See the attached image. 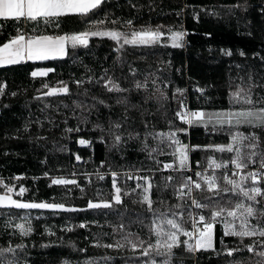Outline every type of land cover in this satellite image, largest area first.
Listing matches in <instances>:
<instances>
[{
    "label": "trees",
    "instance_id": "trees-1",
    "mask_svg": "<svg viewBox=\"0 0 264 264\" xmlns=\"http://www.w3.org/2000/svg\"><path fill=\"white\" fill-rule=\"evenodd\" d=\"M261 8H264V0H103L99 10L88 14L92 19L105 21L98 26L88 24L77 14L59 18L40 17L35 21L25 18L19 22L0 20V44L16 35L17 28L28 35L38 36L94 30L96 27L130 32L140 30L142 26L152 29L160 26L166 34L154 46L125 45L119 52L116 51V42L108 37H90L87 48L69 47L68 55L63 58L0 67V83L6 84L4 94L0 95V179L16 189L22 186L25 189L24 201L62 203L69 209L0 206V247H7L9 243L13 247L20 243L25 245L23 250H16L15 257L8 256L16 259L18 264H25V261L27 264H61L62 260L85 264L89 259L92 264L138 263L139 258L129 251L131 246L122 237L133 233L130 237L133 241L137 235L143 240L154 241L155 237L150 232V214L146 212V205L133 203V200H138L135 194L123 196V206H118L123 216L109 210L88 209L89 200L97 202L110 199L112 195L111 176L100 179L98 173L140 169L153 177L152 199L156 201L162 196L172 204L176 199L171 195V188L163 192L157 189V185L162 187V177L169 175V170L155 172L154 175L145 170L163 169V163H173L175 145L169 147L172 142L167 137L161 143L158 138L148 136L149 148L159 144L163 149V153L158 151L149 157L147 151H141L145 133H167L175 131L176 127L187 128V132H176L180 142L202 146L191 152L192 164L196 161L207 164L209 158H231L232 153L203 147L229 143L228 132L213 131L211 124L205 128L199 123L188 125L180 120L175 116L179 108L173 94L177 88L187 90L191 111L225 110L230 108L231 90L239 82L236 78L243 75L249 79L251 75L257 84L253 98L256 93L264 95V88L259 87L264 84L261 71L264 68L261 59L264 57V16ZM129 19L133 21L132 26L125 23ZM113 20L115 24L111 23ZM57 21L59 28L56 27ZM169 30L185 32L182 47L171 45L167 37ZM221 49H231L232 55H225ZM241 50L245 56L239 54ZM129 67L136 70L135 76L129 72ZM48 68L53 71L44 77L31 75L37 69ZM104 69H108L107 74L119 81L122 88L131 91L107 92L102 83H97V79L104 75ZM88 77H92L91 83ZM145 77L148 78V88L135 90L134 80L143 82ZM153 79H157L158 87H163L161 81L168 82L164 89L168 94L167 100L145 99L152 96ZM76 80H84V83L77 86ZM64 84L68 86L69 93L43 95L50 88ZM199 88L202 93H198ZM13 92L15 96L11 95ZM93 97L104 99L111 108L99 105ZM122 97L128 98L127 105L116 103ZM77 104L82 107H77ZM94 104L96 108H91ZM86 109H91L90 114ZM109 117L122 124L114 131L123 133L125 139L129 132L139 133V139L122 144L117 151L111 147L112 137L105 131L106 141L101 142L98 138L101 133L94 130L93 125L101 123L107 129ZM169 120L172 125H169ZM25 124H29L27 130ZM77 127L79 131H65ZM227 127L224 126L225 129ZM236 130L246 134L252 129L241 125ZM260 135V147L264 150V133ZM81 138L91 141V145H79ZM76 155L81 157L80 161L76 160ZM157 160L160 165L156 164ZM101 161H104L103 165ZM74 174H78L75 184L52 183L55 178L68 179ZM135 185L132 182L123 184L118 178V186L122 189L135 188ZM3 191L0 186V193ZM199 195H207V192ZM222 195L227 197L231 194ZM236 199L233 197V203ZM153 207L163 210L165 205L154 203ZM9 220L10 224L5 227V221ZM181 222H186L188 228L191 226L187 214ZM81 223L85 227H80ZM121 223L123 229L118 227ZM15 224L30 226L33 230L28 236H21ZM261 224L264 225V220ZM113 226H117L115 231ZM222 235L223 223L217 221L214 225L217 249H220ZM97 240L99 246L95 243ZM224 240L228 246H236L237 238L229 236ZM245 242H250L249 238H245ZM117 243L121 246L105 247ZM174 252L172 264H226L229 259L226 254L217 256L212 250L192 254L181 247ZM248 255L244 252L240 258L246 259Z\"/></svg>",
    "mask_w": 264,
    "mask_h": 264
},
{
    "label": "snow or ice",
    "instance_id": "snow-or-ice-1",
    "mask_svg": "<svg viewBox=\"0 0 264 264\" xmlns=\"http://www.w3.org/2000/svg\"><path fill=\"white\" fill-rule=\"evenodd\" d=\"M102 4L103 0H0V18L19 22L21 18L35 21L37 17L59 18L69 14H77L83 17L88 24L98 26L103 25L105 21L92 19L88 14L92 10H99ZM233 7L242 6L234 5ZM177 14L179 15V13ZM261 15L264 16V8H261ZM105 17H107V13H105ZM45 22L48 23L50 21L45 20ZM111 23L115 24L116 21L113 20ZM125 23L132 26L133 21L129 19ZM249 23L251 22L249 21ZM59 26L57 21L56 27L59 28ZM16 32V35L11 36L0 44V66L16 64L22 60L35 61L46 60L50 57H63L68 55L69 47L71 49L78 47L87 48L90 37H108L116 42L118 46L116 51L119 52L125 45L133 47L154 46L160 42L161 37L166 35L160 30V26H157L155 30L142 26L140 30L133 29L130 32L96 27L94 30L88 29L80 32L38 36L28 35L20 28H17ZM251 34L249 33V35ZM207 35L211 34L208 33ZM184 36L185 32L183 31L169 30L167 33L168 40L173 47H182ZM221 51L225 55H232L231 49H221ZM239 54L245 56L242 50ZM254 55L259 54L254 53ZM261 59L264 61V57H261ZM51 71H53L51 68L37 69L31 75L35 77L38 73L43 75ZM103 72L104 75L97 79V83H102L107 92L131 91V89L122 88L119 81L109 76L107 74L108 69H104ZM129 72L133 76L136 74V70L131 67H129ZM87 79L89 83L92 82V77ZM75 83L79 86L84 83V80H76ZM161 83L163 87H158L157 79L151 81L152 96L157 100H167L168 96L164 89L168 87V82L165 80L161 81ZM133 86L137 91L146 90L149 86L148 78L145 77L143 82L134 80ZM44 87L48 86L44 85ZM256 87V82L249 75L248 87H238L235 92L230 94V103H242L247 105L246 107L229 108L207 114L203 111H184L185 105L183 100H180L181 109L175 112V116L179 117L180 120L189 125L203 123L205 128L211 123L213 131H227L230 136V142L227 144L203 146L222 153H232L229 160H221L220 162L209 158V167L214 169L211 175L208 174V169L199 170V161H196V169L193 168L190 162L189 152L200 149L202 146L181 144L176 136V132H187V128L176 127L175 131L170 130L167 133H145V139L141 141V151H147L149 157H152V153L158 151L163 153V149L160 148L159 144L156 147L149 148L147 144L148 136H152L153 139L158 138L161 143H164V138L167 137V140L172 142L168 145L169 147L173 144L177 145L172 153L175 157L173 163H163V169L157 167L156 169L145 170L152 172L154 175L155 172L162 173L165 169H171L178 174L177 176L169 174L166 177H162L164 181L162 187L157 185V189L160 192L171 188V195L176 199L175 203L169 204L162 196H159L156 201L152 199L153 177L148 175L139 176L126 172L124 174L125 181L135 180L136 185L135 188L122 189L118 186L119 174L116 171H111V198L97 202L88 201V209L109 210L120 216L124 215L120 211V207H118L123 206V196L135 194L138 200H133V203L139 202L142 205H146V212L151 217L150 232L155 237L154 241L146 242L140 239L138 235L137 240L133 241L130 238L134 235L133 233H128L127 236L122 237L133 250L141 249L140 256L147 257L140 264H172V257L176 255L174 249L181 247L192 254L207 250H212L217 256L226 254L229 258L226 264H264V225L261 224V220H264V187L261 186L264 185V150H261L260 147L262 143L260 134L264 133V95L256 93L255 98H253V89ZM259 87L264 88V84L259 85ZM5 88L6 84L0 83V95L4 94ZM69 91L68 86L64 84L59 88H50L43 95L67 94ZM175 91L182 93L184 90L177 88ZM11 95L15 96L16 93L13 92ZM150 98L147 97L145 99ZM173 98H176L175 94H173ZM93 99L99 105L111 108V105L107 104L104 99L97 97H93ZM73 103L76 102L74 101ZM116 103L127 105L129 101L127 97H122L117 99ZM77 107L82 106L77 104ZM132 107H135V105H132ZM91 108H96V105H92ZM86 111H89L90 114L91 109H86ZM126 112L127 108H125ZM124 119H127L126 115ZM85 122H87V118H85ZM108 123L109 127L107 129L101 123L94 124L93 129H98L101 133L98 137L101 142L106 141L104 133L107 131L112 137L111 147L117 151L120 150L122 144L126 145L128 141L139 139L140 137L139 133L129 132L125 139L123 133L114 131V129H120L122 126L119 120H112L109 117ZM168 123L172 125L173 122L169 120ZM217 125L220 127L217 128ZM225 125L228 126L226 129L224 128ZM241 125L248 126L252 130L246 134L238 130L234 131V129H239ZM24 127L27 130L29 124H25ZM79 130V127L76 129H65L66 132ZM38 139H43V137H38ZM244 141H248V143L245 144ZM78 143L80 145H91V141L83 138L79 139ZM75 158L78 161L81 159L79 155H76ZM160 163V161H156L157 165H160ZM174 163L177 166H174ZM101 164L103 165L104 161H101ZM229 164L231 168L228 167ZM215 169H221L222 172L218 175ZM139 171L141 170L136 169V172ZM98 176L100 179H104L103 174L98 173ZM69 182L75 183V181L63 179L52 180L53 184ZM0 186L5 190L3 194H0V206H14L17 209H65V205L62 203H36L14 199L11 195L14 190L11 185L4 183L0 179ZM137 189L140 191L137 192ZM24 191L25 189L21 186L20 193L22 194ZM205 192H207V195H198ZM222 194L231 195L224 197ZM213 197H217V199H213ZM233 197H237L234 203ZM221 200L224 202L221 203ZM154 203L165 205V207L163 210L159 207L154 208ZM185 214H187L191 222L190 229L185 226L186 222H181ZM217 221L223 223L220 249H217L214 245L213 229ZM9 224L10 220L5 221V227H8ZM14 227L19 230L21 236H28L33 230L30 226L25 227L23 224H15ZM80 227H85V224L81 223ZM116 227L113 226V231L116 230ZM118 227L123 229V223L118 225ZM182 236L185 238L181 239ZM229 236L237 238L236 246L230 247L225 243L224 237ZM245 238H249L250 242H245ZM95 243L99 246L98 240ZM120 246L119 243L105 245L108 248ZM24 248L25 245L23 243L16 244L15 247L11 243L7 247H0V264H18V261L11 257L16 256L17 249L23 250ZM80 251L83 252L84 249H80ZM244 252L249 254L246 259L240 258ZM8 254H11V257ZM157 257L161 259H157ZM25 264H27V261H25ZM61 264H71V262L62 260ZM85 264H92V261L89 259L85 261Z\"/></svg>",
    "mask_w": 264,
    "mask_h": 264
},
{
    "label": "rangeland",
    "instance_id": "rangeland-1",
    "mask_svg": "<svg viewBox=\"0 0 264 264\" xmlns=\"http://www.w3.org/2000/svg\"><path fill=\"white\" fill-rule=\"evenodd\" d=\"M153 30H155V29H153ZM262 76L264 77V68H262ZM239 78H236L239 82L237 83V85H235V87H234V89L232 88V90H231V93H233V92H235L236 90H237V88L238 87H241V88H247L248 87V84H249V79H246L243 75H241V76H238ZM252 80H253V78H252ZM254 81V80H253ZM202 89H200L199 88V92L198 93H202L203 91H201ZM167 93V92H166ZM230 93V94H231ZM56 94H58V93H56ZM167 96H168V94H167ZM175 102H176V105L178 106V108H179V110L181 109V105H180V100L182 99L183 100V103H184V105H185V108L183 109L184 111H187V112H191V110L189 109V106H188V91L187 90H184L182 93H180V92H176L175 93ZM151 98L152 99H154V100H156V101H158L155 97H153V96H151ZM230 108H238V107H242L243 105L242 104H240V105H237V103H231L230 105ZM247 106V105H246ZM246 106H243V107H246ZM225 110H227V109H225ZM216 111H221V110H209V111H203L204 113H212V112H216ZM199 124H201V125H203V127H204V124L203 123H199ZM209 124H211V123H209ZM189 125V124H188ZM212 125V124H211ZM181 144H184V143H182L181 142ZM80 145V144H79ZM81 146H88V145H81ZM175 147H177V145H175ZM219 152V151H218ZM190 154H191V151L189 152V158H190V162H191V156H190ZM212 159H216L218 162H220L221 160L220 159H217V158H212ZM80 161V160H79ZM209 162V161H208ZM177 166V165H176ZM168 170H170V169H168ZM130 171H132V170H125V171H119V172H122V173H125V172H130ZM142 171H139V173L142 175V176H144V175H148L149 176V173H144V172H142ZM220 174V173H219ZM218 174V175H219ZM175 175H176V173H175ZM174 175V176H175ZM77 177H78V174H74V176L73 177H70V178H68V179H65V178H55V179H63V180H66V181H75V183L77 182ZM119 181L121 182V183H123V184H125V182L126 183H128V182H132V183H134V184H136V181L135 182H133V181H129V180H127V181H125V179H124V176L123 175H119ZM75 183H64L65 185L66 184H75ZM13 192H12V197L14 198V199H18V200H21V201H24L23 200V195H24V192L21 194L20 193V189H16L14 186H13ZM5 191H3V193H4ZM3 193H0V194H3ZM122 200H123V197H122ZM24 202H27V201H24ZM142 205V204H141ZM1 207H13V206H1ZM53 210V209H52ZM56 210H69L68 208H65V209H56ZM213 232H214V229H213ZM141 239V238H140ZM137 240V238H135L134 239V241H136ZM144 241H146V242H151V241H149V240H144ZM145 246H146V244H145ZM129 251H131V252H134V255L137 257V258H139V262L138 263H135L136 261H133L132 262V264H140V262L141 261H143V260H146L147 259V257H143V256H140L139 255V253H140V251H141V249H139V248H137V249H135V250H133L132 248H130V250ZM209 251V250H208ZM157 259H161V258H159V257H157Z\"/></svg>",
    "mask_w": 264,
    "mask_h": 264
},
{
    "label": "built area",
    "instance_id": "built-area-1",
    "mask_svg": "<svg viewBox=\"0 0 264 264\" xmlns=\"http://www.w3.org/2000/svg\"><path fill=\"white\" fill-rule=\"evenodd\" d=\"M193 151V150H192ZM191 151V152H192ZM190 156H191V154H190ZM214 160V159H213ZM216 162H218L217 160H215ZM200 162V164H199V170H203V169H208V174L209 175H211L212 174V172H213V168H210L209 167V162L207 163V164H204L203 162H201V161H199ZM192 164V163H191ZM192 166H193V168L194 169H196L197 168V165H196V162L194 163V164H192ZM229 168H231V165L229 164V166H228ZM215 171H216V173H221L222 172V170L221 169H215ZM126 173V172H125ZM125 173H122V172H119L118 174L119 175H123L124 176V174ZM127 173H129V174H132V175H139V176H142L139 172H136V171H130V172H127ZM104 174V177L106 176V175H109V176H111V172L108 174H106V173H103ZM169 174H171V175H173L174 176V172L170 169L169 170ZM129 181H133V182H135V180H129ZM199 195V194H198ZM194 212H195V210H194ZM197 219H198V217H197ZM191 228V226L189 227V229Z\"/></svg>",
    "mask_w": 264,
    "mask_h": 264
},
{
    "label": "crops",
    "instance_id": "crops-1",
    "mask_svg": "<svg viewBox=\"0 0 264 264\" xmlns=\"http://www.w3.org/2000/svg\"><path fill=\"white\" fill-rule=\"evenodd\" d=\"M70 15V14H69ZM37 18H40V17H37ZM21 19H23V18H21ZM0 20H4L3 18H0ZM27 38V37H26ZM66 56V55H65ZM65 56H63V57H65ZM63 57H59V56H57V57H50L49 59H46V60H35V61H29V60H22V61H20V62H18V63H16V64H22V63H26V62H37V61H48V60H53V59H60V58H63ZM16 64H11V65H16ZM5 66H10V65H3V66H0V67H5ZM36 71V70H35ZM48 73L49 72H46L45 74H43V75H41V74H37L35 77H44V76H46V75H48Z\"/></svg>",
    "mask_w": 264,
    "mask_h": 264
}]
</instances>
